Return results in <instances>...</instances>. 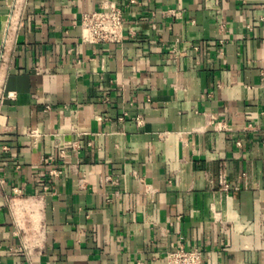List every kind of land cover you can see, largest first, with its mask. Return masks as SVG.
Segmentation results:
<instances>
[{
    "label": "crops",
    "instance_id": "1",
    "mask_svg": "<svg viewBox=\"0 0 264 264\" xmlns=\"http://www.w3.org/2000/svg\"><path fill=\"white\" fill-rule=\"evenodd\" d=\"M21 1L0 63V264H166L178 245L264 264V0ZM106 1L133 36L83 43Z\"/></svg>",
    "mask_w": 264,
    "mask_h": 264
},
{
    "label": "built area",
    "instance_id": "2",
    "mask_svg": "<svg viewBox=\"0 0 264 264\" xmlns=\"http://www.w3.org/2000/svg\"><path fill=\"white\" fill-rule=\"evenodd\" d=\"M22 1L14 0L10 13L7 15L4 30L3 46L0 53V63L5 65L7 55L11 48V42L15 36L24 27V18L22 11ZM81 39L85 44L103 45V44H122L127 36H133V32L128 30L127 19L123 8L115 1H106L95 11L86 12L82 15L80 22ZM193 51L198 52L199 46H191ZM188 51L181 50L175 46L169 53V61L177 62L179 58L187 56ZM14 97V94H9ZM4 96L0 98V103ZM35 130H28L30 136L35 137ZM3 150L8 147L3 145ZM223 190L229 189L224 183ZM166 264H205V254L200 248H189L184 245H178L170 250L166 257Z\"/></svg>",
    "mask_w": 264,
    "mask_h": 264
}]
</instances>
